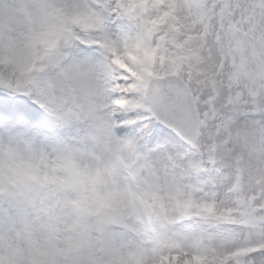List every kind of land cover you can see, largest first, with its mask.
I'll use <instances>...</instances> for the list:
<instances>
[{
	"label": "snow or ice",
	"instance_id": "snow-or-ice-1",
	"mask_svg": "<svg viewBox=\"0 0 264 264\" xmlns=\"http://www.w3.org/2000/svg\"><path fill=\"white\" fill-rule=\"evenodd\" d=\"M0 264H264V0H0Z\"/></svg>",
	"mask_w": 264,
	"mask_h": 264
},
{
	"label": "clouds",
	"instance_id": "clouds-1",
	"mask_svg": "<svg viewBox=\"0 0 264 264\" xmlns=\"http://www.w3.org/2000/svg\"><path fill=\"white\" fill-rule=\"evenodd\" d=\"M117 154H119V153H117ZM109 190L111 191V188ZM116 194H118V193H116Z\"/></svg>",
	"mask_w": 264,
	"mask_h": 264
}]
</instances>
